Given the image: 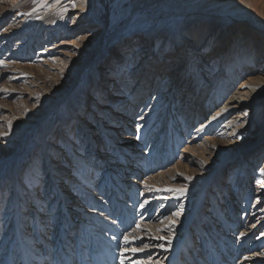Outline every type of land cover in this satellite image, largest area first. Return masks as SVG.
I'll return each mask as SVG.
<instances>
[{"label":"rangeland","instance_id":"374dc122","mask_svg":"<svg viewBox=\"0 0 264 264\" xmlns=\"http://www.w3.org/2000/svg\"><path fill=\"white\" fill-rule=\"evenodd\" d=\"M16 1L0 0V44L3 42V35L7 34L1 33V30L16 23L14 17L17 11L12 10ZM250 1L258 17V27L264 29V0ZM35 2L36 0H30L23 9L36 8ZM241 2L242 0H94L93 8L89 13L96 28L94 31L86 32L87 24L81 16V10L75 7L70 12L67 11L68 13L60 9L57 17L50 20L49 23L54 20L53 22L64 26L60 30V35L54 39L45 40L47 35L43 31L44 27L39 31L40 34L26 40V43L22 38L23 34L14 37L10 47L0 53L3 57L9 53L13 54L10 57L13 60L11 66L5 69L8 72L9 70L13 72L14 69L23 70V74H27L28 77L13 80L7 73L2 74L0 70V173L4 171L0 178V258L3 251L10 248L6 252H9L10 257L7 256V259L11 260V264H20L24 262L23 258L28 260L29 264H65L66 262L67 264H170L172 260H175L176 264H207L205 260L210 262L211 259L203 253L204 250L194 251V242L198 239L194 238L192 243L187 239L188 234L194 236L200 234L198 231H203L208 236L207 242H211L215 247L213 250H217L216 255L212 251L215 255L213 264L250 263L243 261L242 258L249 252L248 246L251 242L264 233V189L259 186L257 174H254L250 184L238 192L229 182L230 166L227 162L238 157L240 148L244 145L252 148L264 145V95L262 98L258 96L259 99L250 98L258 100L259 103H256L255 109L248 106L249 112L244 120L246 131L242 136H235L236 142L233 144L218 143L212 133H204L195 137L196 139L189 140L192 133H188L178 144L174 152L176 155L169 163L160 162L154 167L153 159L152 168L149 167L144 171L147 167L141 168V162L144 161V164L145 161L147 162L151 151L146 154L148 146H145L143 137L137 139L143 101H138L132 108L126 98L127 92H120L119 87L115 86L118 85L117 81L114 86L109 84L111 89L108 95L105 88L108 83H104L106 77L110 76L107 74L111 61L115 58L121 60L119 56L122 55V49L118 45L120 41L112 42L120 34L125 35V38L131 36L134 26H139L142 21L151 24L152 27L159 26L160 22L166 25L168 23L166 20L172 18V13L177 11L184 16L195 15L197 12L195 6L200 4L206 5V10L203 9L204 13L213 16L244 13L242 9L233 8L234 4ZM79 15V19L75 18ZM98 30L101 31L96 34ZM165 30L159 31H162L167 39ZM151 31L143 34L135 33L136 44L140 43L137 42L138 38H154L157 32ZM8 36L5 35L6 38ZM39 36L42 42L37 46ZM105 41H107L106 45H104ZM47 44H55L56 49L46 50ZM134 45L124 52H131ZM16 46L18 49L15 51ZM39 47L44 48L45 53L39 54ZM200 47L196 45L195 52L199 53ZM20 53L23 54L17 55ZM181 56L182 53L178 57ZM146 57L145 55L144 59ZM137 61L139 66L145 67V62ZM122 63L128 62L123 60ZM77 67L79 69L74 74L75 80L68 92L57 102L58 104H48L50 101L48 99H53L55 96L53 91L61 89L65 92V85L71 80ZM94 73L98 75V80L102 79V82H99L102 85L100 90L103 88L102 93L105 95L102 101H98L94 91L97 86ZM246 75L247 73L243 74L231 90L239 86ZM4 89H7V92ZM79 94L83 96L77 99ZM177 98L176 93V100ZM79 100L82 101L83 110ZM94 101L96 106L93 105ZM217 106L219 105H215L212 110ZM65 108L79 114V117L65 116ZM175 117L177 118L176 115ZM62 121L68 123L61 124ZM156 129L152 139L148 138L147 143H151L158 134L159 128ZM167 131L168 129L165 128L161 141L158 138L156 142L157 147H160V150L158 149L160 153L167 151L166 144L169 138ZM215 137H220L221 140L227 138L220 134ZM170 138L172 143L174 136L171 135ZM66 140L70 144L63 143ZM44 146H47L51 156L46 157L48 153L43 156L40 154ZM206 146L210 147L209 151ZM168 150L171 151L172 147ZM122 155L127 160L123 161ZM138 157L142 159L139 165L135 161ZM33 158L36 160L32 162ZM197 162L202 164L201 169ZM34 163L36 166L33 173L39 177V180L35 181L31 174L29 178L31 185L28 186L27 169ZM262 163H264L263 152L255 169H258ZM83 167L84 172L83 169L81 170ZM97 167L100 169L98 173ZM193 167V171H188ZM8 170H12L14 179L7 175L5 177L4 174ZM213 170L215 175L211 177ZM77 172L83 174L82 177L79 178ZM209 177H211L209 185H205L206 189L203 188L205 191L199 204L190 197L189 209L174 208L168 211L163 219H158L156 214L160 211L161 202L156 200L152 212L150 211L147 216L148 219L140 217L142 214L139 206L142 200L146 195H151L155 189L169 192L172 188L178 187L181 191H186L204 184L203 180H208ZM246 194L250 201L247 206L248 211L244 212ZM133 195L135 197H132ZM187 197L185 195L183 200ZM230 201L232 208L227 206ZM12 202H15L17 217L4 213L7 211L6 205ZM218 205L222 206L221 211L217 210ZM193 211L195 212L193 221L188 225L185 224L186 228L188 226L187 232L179 229L178 234L175 235L174 232L168 233V230H165L167 224L183 225L187 215L192 214ZM220 216L231 219L226 226L225 223L222 224L227 227L225 233L230 234L235 230L234 235L237 237L232 239L236 246H246L243 248L246 252L242 250L234 258H230L228 253L223 255L225 251L222 253L223 245L218 241V237L227 239L228 236L224 235L223 229L219 232L220 228L215 225L213 227L212 224L221 222ZM127 217L132 222L130 220L127 222ZM13 222H17V229H14ZM142 228H144L143 235L166 237L165 253L160 248H153L147 244L146 238L135 235L133 229L140 231ZM130 231L132 234L127 237ZM244 231H252V233L246 238L245 245L244 243L238 245L239 240L242 239L241 233ZM133 235L135 237H132ZM6 236L8 238L3 240ZM13 238L16 244L11 243ZM179 239H183L182 248L178 246ZM231 244L235 249V245ZM178 249L182 250L179 256L176 255ZM21 251L26 254L22 252L20 255ZM253 253L263 256L264 242ZM111 254L116 257L111 259ZM199 256L202 258L199 259ZM97 257L99 260L95 261ZM123 257L126 258L122 260Z\"/></svg>","mask_w":264,"mask_h":264},{"label":"bare ground","instance_id":"6f19581e","mask_svg":"<svg viewBox=\"0 0 264 264\" xmlns=\"http://www.w3.org/2000/svg\"><path fill=\"white\" fill-rule=\"evenodd\" d=\"M29 2L30 0H17L16 3L14 4L12 10L17 11L14 17L15 19L14 21L16 23L12 24L11 27H7L1 30V33L3 32L7 33L9 36L6 38L5 35L7 34L3 35L4 38L2 39L3 42L0 44V53L1 51H3V49L5 48L8 49L10 47V44L12 43L14 37H18L23 34L22 38L25 39V43H26V40H30L34 35L38 34L43 27L45 28V30L43 31L47 35V38L45 40L54 39L55 37L59 36L60 30L64 26L63 25L60 26L58 22H53L54 20L51 21V23L49 22L53 18L55 19L57 17V12L60 9L63 12H67V11L70 12L72 8L75 9V7H77L76 9L81 10V16L84 17V22H86L87 24L86 32H91L96 29L94 28L93 20L90 17L91 15L89 14L91 12V9L93 8L94 0H36L35 2V5H37L36 8L31 10L23 9V7L25 6L27 7ZM250 2H251L250 0H242L241 4L240 3L234 4L233 5L234 9H242L244 13H239L232 16L229 15L213 16L210 13H204L203 9L206 10V5L200 4L195 6L197 8V12H195V15L184 16L180 14L179 11H177L175 13H172V18L166 20L168 22L166 25H162V22H160L159 26H156L157 28L152 27L151 24L144 23V21H142L141 24L139 23V26H134L135 29L132 31L133 34L131 36L125 38L124 37L125 35L122 36L120 34L119 36H117L116 39L114 38V40H112V42L120 41V44L118 45L120 46V49H122L121 50L122 55L119 56L121 59L120 61L116 60V58L111 61L112 64L111 66H109L110 67L109 74H107L110 76L106 77V80L104 82L105 84L108 83L107 87L105 85V88L107 90L106 94L107 95L110 94L111 88L109 87L110 86L109 84L114 86L117 81L118 85L115 86L119 87L120 92L121 91L127 92L126 94L128 95L126 96V98L128 99V101H130L128 103L132 105V108L135 106V104L138 101L139 102L143 101L141 102L142 112H140L141 118H139L141 119V123L138 124L140 129L138 130L139 132L137 139L143 137L145 146L146 145L148 146V148L146 149V154L151 151L148 155L147 162L145 161V164L144 161L141 162V168H144V166L147 167L144 168V171L146 169L148 170L149 167L152 168L153 159L155 162L154 167H156L160 162H163V164H165L168 161L169 163L171 159H173V157L176 155L174 152L176 151V148L179 146L178 144L182 141V138H184V136L188 133H192L190 135L189 140L192 138L196 139L198 136L203 135L204 133H212L214 140H216L220 144H224V143L233 144L234 142H236L235 136L238 135L242 136L245 133L246 122H244V120L246 119V115L249 112L248 106L255 109L257 108L255 107V105L258 102V100L255 101L250 98L253 97L254 99H259L260 97L262 98V96L264 95V29L258 27V23H257L258 17L257 14L254 12L255 9ZM213 3L216 4L217 2H213ZM13 11L11 12L10 10L11 13H13ZM3 18L4 16L2 17V19ZM75 18L79 19L80 15L75 16ZM143 25H146V27ZM147 25L149 26L147 27ZM163 29H166L165 31H167L166 33L167 39L165 38L164 34L161 33L162 31H159ZM99 31L101 30H98V33L96 34H99ZM147 31L157 32V35L156 36L153 35L154 38H148V39L137 37L138 38L137 42L140 43L136 44L135 42L136 38L134 36H136L137 34L135 33L143 34V32L147 33ZM27 32L29 33L26 34ZM16 33L18 34L16 35ZM40 37L41 36L37 38V44H36L37 46L40 45L42 42V40H40ZM9 40H11V42H9ZM193 41H195V43H193ZM106 43L107 41H105L104 45H106ZM133 45L134 47L131 49V52L128 51L129 54H127L128 52L127 53L124 52V50L131 48V46ZM196 45L201 46L199 53L195 52L194 47ZM55 46H56L55 44H47L45 45V48L46 50H51V49L55 50L56 49L54 48ZM149 48L150 50H148ZM16 49H18L17 46L15 47V51ZM46 50H44V48L39 47L38 51L39 54H41V53H45ZM180 53H182V56L178 57ZM22 54L23 53L17 55H22ZM126 54L127 56H124ZM12 55H13L12 53H9L7 56L3 57V55L1 56L0 54V70H2L1 71L3 72L2 74L7 73L9 77L13 80L27 78L28 75L23 74L24 72L23 70L14 69L13 72L12 71L10 72V70L8 72V70L5 69L11 66L13 60L10 57ZM145 55L147 56L146 59H144ZM123 60H127L128 63L123 64L122 63ZM137 60L143 63L145 62V67H143V65L142 67L139 66L140 64L138 63ZM130 65L132 66L130 67ZM79 67L75 68L73 74L71 73L73 76L71 80L68 81V83H66L65 85L66 88L64 89L65 92H63L61 89H56L55 91H53V94H55V96L53 97V99H48L50 100L48 104H52V105L58 104L57 102L61 100V98L68 92L69 88L73 85V82L75 80L74 74H76ZM119 67L121 68L119 69ZM9 73L12 74L10 75ZM245 73H247L248 76L246 75L245 78L241 80L243 82L239 86H237L234 90H231L232 87L235 85V83L238 81V79ZM97 76L98 75L94 73V78L97 82V86L94 91L95 94L97 95L98 101H102L105 96L102 93L103 88L100 90L102 85L99 82L102 79L98 80ZM4 90L5 92H7V89ZM81 93L83 94V91ZM176 93L178 94L177 100H176ZM82 94L77 95L76 98L79 99L80 97L83 96ZM258 96L259 98H257ZM144 97L146 100L144 99ZM199 98H200V102L198 103L197 101ZM143 99L145 100V102ZM81 103L82 101L79 100V104L81 105V109L83 110ZM93 105L96 106L95 101ZM215 105H219V106H217L215 109L212 110V108H214ZM95 106H93L92 109H94ZM65 112H66L65 116L70 117L71 115H73L75 118L79 117V114H76L74 111L73 114L70 109L68 111V109L65 108ZM175 115L177 116V118L175 117ZM164 122H166V124H164ZM60 123L61 124L68 123V121L67 122L62 121ZM138 126L137 128H139ZM156 128H159L158 134L156 135L155 138H153V141L151 143L150 142L147 143L148 138H150L149 140L152 139ZM165 128L166 130L168 129L167 133L169 134V138L167 139V144H166L167 151L165 150L166 152L160 153L159 151L160 147H157L156 142L158 138L161 141V137L165 133ZM237 130H239V132ZM219 134L222 136L225 135L227 138L221 140L220 137H215V135H219ZM171 135L174 136L172 143L170 138ZM66 142L67 140L64 141L63 143ZM67 143L70 144V142ZM171 147L172 150L171 151L168 150ZM42 148L43 149L41 150L40 153L42 156L43 154H47V153L49 155L46 157L51 156L50 155L51 153L49 152V150H47V146H44ZM206 149L209 151L210 147L206 146ZM262 152L264 153V145L263 146L257 145L254 148H252L251 146L244 145L242 148H240L239 156L227 162V165L230 166L228 168L229 170L228 172H230L229 182H231L235 186L238 192L244 186L250 184L252 176L254 174H257V181L259 182V186L263 187L264 189V163H262L263 165L261 164V166H259L258 169H255V166L259 162V158ZM153 153H155L154 157L152 156ZM227 156L228 155H226V157ZM140 157L135 159L137 165H139V162L142 160ZM35 160L36 159L33 158V160L31 161L33 162ZM124 160H127V158L123 156V161ZM196 164L199 165V169L203 167L202 164L199 162H197ZM34 166H36L35 163L30 165L27 169L28 173H27L26 183L28 186L31 185V182L29 180V178H31L30 177L31 174L35 178V181L39 180V177L35 176V173H33ZM82 169H83L82 172H84L85 171L84 167L81 168V170ZM99 170L100 169L97 170V173ZM190 170L193 171L194 167L192 169H188V171ZM3 173L4 171L0 173V178ZM77 173H79L78 174L79 178L82 177L83 174H80V172ZM4 175L5 177L7 175L10 178L13 179L15 178L14 176H12V170H8ZM213 175H215V170L211 172V177ZM211 177H209L208 180L207 179L203 180L202 183L204 184L197 185L191 188L190 190H186V191H181V189H178V187H174L172 189L170 187L171 190H169V192L168 190L166 191L163 189L161 190L155 189L154 191L151 192V195L148 196L146 195V198L142 200L139 206L140 212L142 214V216L140 217L142 219H148L147 216L152 210L156 200H159L161 202L160 211H158V213L156 214V217L158 219L160 218L163 219L165 215L168 213V211L174 208L178 210L180 208L189 209L188 199H190V197H193L194 201H196V203L199 204L201 202V197H203L204 191L206 189L205 185L207 184L209 185ZM83 179L85 180L86 178ZM185 195H187L188 197L185 200H183V197ZM132 197H135V195H133ZM249 199L250 198L246 194L244 201L245 202L244 212L248 211L247 206L250 201ZM17 205L19 206V204ZM227 206L232 208L231 201L228 202ZM5 208L7 211H5L4 213H8L9 215H13V216L15 215V217L18 216V214H15L16 213V210L14 209L15 202L8 203ZM216 208L218 211L219 210L221 211L220 208H222V206L218 205ZM194 215H195L194 211L192 212V214L187 215V219L183 225L180 223H174V224L172 223V225L167 224L165 226V230L167 229L168 233L174 232L175 235L178 234L177 231L179 229H180L179 231L187 232L188 226L186 228L185 224L187 223L188 225V223L192 222ZM230 215L231 214H229V216ZM232 215H234V212ZM120 219H122V217ZM174 219L175 218H173V220ZM220 219L221 222L218 221L217 223H212V224L213 227L215 225L220 228L218 229L219 232H222L223 229L224 235L228 236L227 239H221V237H218V241L223 245L222 253L225 251V254L223 255H226V253H228V256L230 258L231 257L234 258L237 257V255L240 254L242 250L246 252L243 249L246 246L239 247L235 245L234 240L232 239L233 237H237L234 235L235 230L230 234H226L227 227L225 226L226 223L231 222L230 221L231 219L229 220L223 216H220ZM128 220L130 219L127 217L126 221L129 222ZM130 222L132 221L130 220ZM207 222L208 221H206V223ZM224 223L225 226L222 225ZM13 226L14 229H17L18 228L17 222L16 223L13 222ZM127 226L128 224L126 225V227ZM133 230L135 232V235H137L139 238H146L147 244H149L151 247L153 248L158 247V249L160 248L162 252L165 253L164 248L167 245L166 237L161 238V237H156L157 235L156 236L143 235L144 228H142V230L140 231H136V229ZM198 232L202 235L199 234L193 236L191 234H188L189 236L187 237V239L189 242L192 243L194 242L192 240H194V238H197L198 240L194 242L195 243L194 246L195 249L193 248L194 251L196 252L197 250L198 251L204 250L203 253L204 254L206 253L205 255H208L209 259H211L210 262L208 260H205V262H207V264H211V263L213 264V262H215V255L217 253V250L216 251L213 250L215 249V247L212 246L211 242H207L208 236H206L203 231H198ZM251 233L252 231L242 232L241 233L242 239L239 240L240 243H238V245H242V243L246 242L247 240L246 238L250 236ZM131 234L132 231L128 233L127 237H129ZM135 235H133L132 237H135ZM7 238L8 236H6L3 240H6ZM14 240L15 238L11 240V243H15ZM263 240H264V233H261L260 236H258L251 242V244L248 246L249 252H247L246 254L244 253L245 255L242 258L243 261L250 262L249 264H264V255L258 256V254L253 253L254 250H256L258 246H260V244L264 242ZM177 243H179L178 244L179 248H182L184 244L183 239L177 240ZM231 243L235 245V249ZM245 244L246 243H244V245ZM8 249H6V251H8ZM251 249H253V251ZM6 251H3V253L1 254L0 264H11V260L7 259V256L8 258L10 257L9 252ZM212 251L215 252V255L213 254L214 252ZM22 252L23 251L20 252V255ZM181 252L182 250L178 249L176 251V255L179 256ZM23 253L26 254L25 252ZM110 257L112 259L113 257L116 256L114 255L112 256L111 254ZM125 258L126 257H123L122 260H124ZM201 258L202 257L199 256V259ZM67 259L65 261H67ZM23 260L24 262L22 261L20 262V264H29L28 260L24 258ZM98 260H99L98 257L95 258V261ZM106 262L108 263L109 260L107 259ZM65 264H67V262ZM170 264H176V261L172 260Z\"/></svg>","mask_w":264,"mask_h":264}]
</instances>
